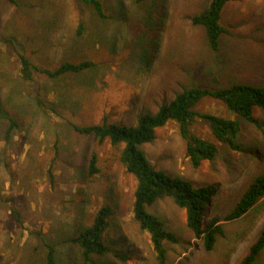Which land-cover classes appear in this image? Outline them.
<instances>
[{"label":"rangeland","instance_id":"374dc122","mask_svg":"<svg viewBox=\"0 0 264 264\" xmlns=\"http://www.w3.org/2000/svg\"><path fill=\"white\" fill-rule=\"evenodd\" d=\"M101 1L112 19H98L79 0H0V264H46L45 242L55 244L58 264H85L68 239L104 204L114 209L106 240L129 256L93 259L158 264L149 234L132 216L134 176L108 140L100 143L74 125L99 124L104 118L134 123L191 86H264V0L225 4L220 22L226 31L218 51L208 47L204 28L191 22L207 0H160L157 7L154 0ZM19 54L50 69L64 60L88 59L95 65L58 78L39 71L25 78ZM196 108L238 120L240 149L218 142L202 120L191 131L218 149L213 160L197 168L174 120L158 127L156 137L141 147L156 168L196 185H215L202 223L217 216L223 232L206 250L170 196L158 197L148 211L179 238L165 241L167 264H238L264 225V196L242 217L224 216L250 181L264 173V111L254 109L259 128L211 97ZM11 119L16 125L10 126ZM92 153L99 171L90 176ZM11 208L18 211V221ZM254 264H264V249Z\"/></svg>","mask_w":264,"mask_h":264},{"label":"trees","instance_id":"16d2710c","mask_svg":"<svg viewBox=\"0 0 264 264\" xmlns=\"http://www.w3.org/2000/svg\"><path fill=\"white\" fill-rule=\"evenodd\" d=\"M82 4L91 8L95 16L100 20L112 19L101 0H79ZM142 3L145 0H135ZM229 0H207L202 11L192 15L191 22L202 26L205 31V41L213 51L220 49V39L226 29L222 26L221 12ZM157 7L160 0H154ZM152 27L153 19L149 18ZM84 25L78 22L77 33L81 34ZM153 38L152 35H149ZM145 52H149L146 50ZM21 72L23 77L30 78L34 71L46 74L50 78H58L65 74L80 73L95 65L91 60L79 61L64 60L55 68L39 67L33 64L26 56L19 54ZM211 97L223 103L232 114H238L246 121L261 127L259 119L254 115V109L264 111V86L245 82H232L225 87L191 86L177 92L167 103L161 104L154 113L140 114L134 123L120 121H108L89 125H74V128L83 135H92L103 142L108 140L118 151V158L125 170L131 173L136 181L133 192L132 216L150 237L151 246L158 264H167V248L165 241L179 242L177 235L167 229L163 220L148 211L158 197L170 196L174 203L184 209L186 225L197 238H202L203 247L211 250L217 236L222 234L223 227L217 216H212L203 224L202 219L206 205L215 193L214 184L196 185L192 181L181 176H175L163 169L156 168L148 159L142 144L151 142L156 137V129L174 120L186 142V155L193 167L197 168L204 160H213L217 152L214 141L196 135L191 131V125L198 120L204 121L214 138L231 149L238 150L237 141L240 132V122L231 117L211 112H203L196 108L198 102ZM1 110V102H0ZM10 126L16 125L13 119ZM99 171L96 154L92 153L88 164V175L92 176ZM264 196V173L257 174L242 191L236 202L224 216L226 220L242 217L257 201ZM11 214L19 220V213L11 208ZM114 209L104 204L95 212L92 222L80 229L75 237L68 240L76 243L80 250V259L85 264H101L93 259L94 255L104 256L112 253L114 256L125 259L127 253H120L107 242L105 234L109 228L110 217ZM45 263L58 264L56 260L55 244L45 242ZM264 249V225L251 244L248 252L238 264H254L259 253ZM103 264V263H102Z\"/></svg>","mask_w":264,"mask_h":264}]
</instances>
